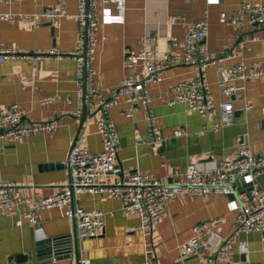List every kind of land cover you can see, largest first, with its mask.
Returning a JSON list of instances; mask_svg holds the SVG:
<instances>
[{
  "label": "crops",
  "instance_id": "crops-1",
  "mask_svg": "<svg viewBox=\"0 0 264 264\" xmlns=\"http://www.w3.org/2000/svg\"><path fill=\"white\" fill-rule=\"evenodd\" d=\"M242 0H126L122 10L111 1H96V35L93 68L96 74L95 89L98 95L73 115L77 99L75 91V59L70 55L44 56L40 59L8 57L0 61V108L16 103L24 111V119L34 122L56 120L59 125L53 132L35 133L21 142L7 144L0 141V181L12 182L20 193L31 199L43 198L60 192L68 181L70 172L65 164L69 147L75 138L79 145L91 152L102 148L95 122L100 116V105L113 95L129 67L123 58L140 48L143 35L158 56H169L163 80L149 84L151 107L160 133L167 138L160 144L148 143L147 120L140 108L126 117L123 112L130 105L119 98L108 107V115L117 128L119 149L116 161L121 174L134 171L147 174L152 179H166L180 173L189 161L202 168L215 167L222 159L235 156L236 137L244 134L253 154L264 153V72L246 82L237 81L241 87L232 97L233 106L251 104L247 111H235L234 122L217 131L210 129L212 120L188 110L185 104H167L171 87L179 81L193 77V65L183 61V48L173 44L172 38L182 39L184 29L179 22L167 18L180 14L187 20H197L206 15L207 34L203 40L208 54L216 62L231 65L241 60H259L264 69V31L246 17L230 18ZM264 4V0H249ZM55 0H0V12H39L44 5ZM77 0H66L67 14L53 21L36 15L32 21L23 22L0 18V45L27 49L55 47L59 51L74 50L80 46L75 13ZM256 33V40L242 42V54L225 57L236 48L237 34ZM213 100L218 103L228 99L221 94L216 81L218 75L213 64L206 66ZM216 111V117H217ZM180 130L182 135L175 136ZM83 134L82 137L80 135ZM55 164H61L54 166ZM237 190L242 192L252 185L264 187V174L252 180L244 175L237 180ZM77 203L85 209L103 212L105 227L102 234L77 240V251L91 264H145L148 251L157 264L178 262L177 245L192 234V226L221 218L216 230L229 239L224 264H264V238L258 231L235 233L237 194L230 196L211 192L209 200L180 193L173 196L167 213L159 223L146 229L139 228V218L132 209H123L121 202L110 196L80 193ZM31 205H19L13 211L0 208V264H19L18 254H32L26 264H72L71 256L38 261L35 258L37 242L55 236L72 234L74 221L62 217L58 208L40 211L39 221L31 226L26 222L15 225L23 210ZM74 227V228H73ZM245 242V245L242 244ZM70 244L64 243L68 250ZM214 257L213 247L204 246L194 251L182 264H207Z\"/></svg>",
  "mask_w": 264,
  "mask_h": 264
},
{
  "label": "built area",
  "instance_id": "built-area-1",
  "mask_svg": "<svg viewBox=\"0 0 264 264\" xmlns=\"http://www.w3.org/2000/svg\"><path fill=\"white\" fill-rule=\"evenodd\" d=\"M11 0H7L9 2ZM96 1L77 0L75 18L77 21L78 39L80 46L74 50L59 51L55 47L47 49H27L6 47L0 45V61L8 57H22L25 59H40L48 55L62 57L72 56L75 61V91L77 95L73 115L80 116L81 110L90 104L99 93L95 89L96 74L93 68L96 35ZM114 3L122 10L126 0H105ZM66 0H55L52 4L44 5L36 12H0V18L14 22L16 19L32 21L36 15L51 22L66 15ZM246 17L249 22L258 25L264 31V4L242 0L234 9L231 21ZM168 22H179L184 29L182 39L172 38L173 44H180L183 48V61L193 65L194 75L188 80L177 82L171 87L172 96L167 104L183 103L188 110L196 112L201 117L212 120L210 129L217 131L234 122L235 111H247L250 103L242 107L233 106L232 97L236 96L241 87L237 81L246 82L264 72L259 60L245 62L243 60L231 65L219 64L208 54L204 43L207 34L208 21L206 15L197 20H187L183 15L172 14ZM236 48L225 55L229 58L242 54L244 40H256L258 34H237ZM153 38L143 35L139 39L140 48L123 58V63L129 67L120 83L113 90V95L100 105V116L95 122L96 133L100 136L102 148L98 152H91L79 145L76 137L68 149L65 164L69 168L68 181L62 190L56 194L38 199H31L20 193L18 186L12 182L0 181V208L13 211L19 205H31L20 213L15 220L16 226H34L39 221L41 210L58 208L62 217L74 221L77 240L95 237L103 233L105 216L103 212L85 209L77 203L80 193L97 196H110L121 202L123 209H132L139 218V228L146 229L154 223H159L167 213V205L176 194L186 193L199 196L203 201L209 200L211 192L225 195L237 194L235 233L258 231L264 238V187L256 185L238 192L237 180L249 175L255 180L264 174V153L253 154L244 134L236 137L235 156L222 159L215 167L202 168L195 162H187L184 169L166 179H152L147 174L134 171L129 175L121 174V167L116 161L119 149L117 128L108 115V107L116 104L119 98L130 105L123 114L132 115V110L140 108L147 120L148 143L160 144L166 141L160 133L154 111L151 107L149 84L163 80L165 69L170 64L169 56H158L154 47L147 41ZM216 67L218 79L216 85L221 94L228 99L216 103L210 91V82L206 75V66ZM216 111L217 117H216ZM59 123L56 120L34 122L24 119V111L16 103L0 108V141L7 144L21 142L25 137L35 133L53 132ZM175 136L182 135L180 130ZM83 134L80 135L82 137ZM221 218H211L192 226L191 236L177 245L178 262H182L194 251L204 246L213 247L214 257L207 258V264H224L217 262V258L225 261L228 253L229 239H225L215 228ZM242 244L245 245V242ZM145 264H157L153 256L145 253ZM264 263V258H263ZM26 264V263H23ZM72 264H91L88 258L78 253L73 256Z\"/></svg>",
  "mask_w": 264,
  "mask_h": 264
},
{
  "label": "water",
  "instance_id": "water-1",
  "mask_svg": "<svg viewBox=\"0 0 264 264\" xmlns=\"http://www.w3.org/2000/svg\"><path fill=\"white\" fill-rule=\"evenodd\" d=\"M47 24L50 25L51 29H53L54 24L51 21H47ZM57 165L61 166V164H55L54 166ZM230 196L232 195L230 194ZM64 243L70 244L68 250H63ZM34 254H35L34 255L35 258L38 261L52 260L54 258H59V257L64 258L67 255L71 256V254L75 258H77L78 251H77V240H76L75 230L73 229L72 234L50 237L37 242L35 246ZM14 257L17 263L23 264L26 263L29 259H32L33 255L21 253Z\"/></svg>",
  "mask_w": 264,
  "mask_h": 264
}]
</instances>
